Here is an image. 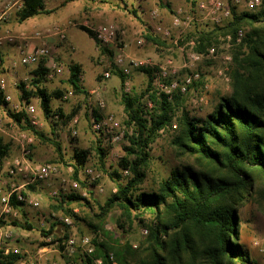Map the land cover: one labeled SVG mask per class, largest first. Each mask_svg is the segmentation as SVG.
Wrapping results in <instances>:
<instances>
[{"label":"trees","instance_id":"trees-1","mask_svg":"<svg viewBox=\"0 0 264 264\" xmlns=\"http://www.w3.org/2000/svg\"><path fill=\"white\" fill-rule=\"evenodd\" d=\"M70 1L63 0L57 7L48 8L46 0H23L18 11L19 20L24 22L37 15H50ZM163 5L170 7L171 3ZM133 13L138 16L136 10ZM80 27L94 37L102 51L111 53L92 28ZM248 27L250 31L244 40L247 51L234 54L231 94L220 97L205 119L182 111L178 134L172 140L181 162L159 182L156 189L146 191L142 188L150 168L149 146L161 129L171 125L174 104L179 106L182 103L181 94H174L173 100L165 94H161L160 99L151 94L156 107L150 119L143 116L145 104L124 94L126 112L136 125V134L130 138V146L126 147L127 156L119 164L121 169L128 171V176H123L118 170L113 172L117 191L104 204H99L100 212L93 216L80 218L73 212L72 202L81 199L74 194L70 196L67 207L58 200L52 206L73 218L84 220L93 230L101 228L107 214L116 206L122 209L123 219L130 225L143 215L154 216L148 226L147 237L140 245L120 244L115 232L105 231L107 240L95 253L104 258L103 264H113V261L116 264H257L240 243L238 212L240 206L248 201L256 202L264 211V4L255 11L234 13L225 25L189 33L185 39L195 37L199 42L195 49L203 50L213 44L214 37L235 34ZM146 37L154 43H167L149 33ZM140 69L149 74L148 93L152 87V74L150 69ZM81 74V64L73 62L68 82L76 92H83ZM118 74L124 83L126 75L122 70H118ZM45 79L46 69L40 65L32 80L35 89H27L24 82L20 87L26 99L30 96L41 99L44 114L50 118L53 115V95L43 85ZM56 96L61 97L62 92L58 91ZM6 103L4 92L0 90V106ZM57 111L63 116L61 108ZM8 112L23 129L33 132L40 141L52 144L57 158L66 162L64 146L55 126H52V136H48L31 123L24 110ZM2 149L0 143V152ZM95 151L101 169L107 171L103 138H98ZM86 154L87 151L76 153L77 160L80 163L85 161ZM78 171L76 168V178ZM85 201L90 203L87 199ZM18 223L25 230L34 227L27 220ZM55 224L41 229L43 236L54 232ZM120 227L125 226L120 224ZM67 236L65 234L64 237ZM19 258V254L4 255L0 251V264H15ZM75 258L82 264H93L90 256L80 251Z\"/></svg>","mask_w":264,"mask_h":264},{"label":"rangeland","instance_id":"rangeland-1","mask_svg":"<svg viewBox=\"0 0 264 264\" xmlns=\"http://www.w3.org/2000/svg\"><path fill=\"white\" fill-rule=\"evenodd\" d=\"M10 1L11 4L17 1L18 5L23 0H7V2ZM61 1L46 0L47 4L52 5H59ZM72 1L76 2L70 5L66 11L67 13L61 10L52 15L41 14L32 21L26 20L20 22L18 17L20 8L10 16L0 18V59L2 60H0V79L4 78L6 82L7 89L4 95L8 94L11 97L9 101L5 100L6 104L0 106V114L4 115V111H12V108H27L29 105H34L38 111V127L48 136H52V126L58 129L59 138L64 146L66 162H62L57 158L52 144L40 141L34 134L35 142L31 145L33 157L37 161L58 162L64 166L75 165L79 169L78 174L81 176L83 184L81 187L82 189L88 188L91 194V201L87 204L86 201L75 200L71 205L73 206L72 208L78 210L75 213L80 218H84L87 215L93 216L99 213V204H104L117 191V180L113 173L115 170L121 172L125 177L129 174H125V170L121 169L119 164L120 160L127 156L126 147L130 146V138L136 134V125L131 121L129 114L126 112L124 94L136 97L140 100L141 104H145L143 116L147 119H150L156 107L155 101L151 99L150 95L154 94L158 99L161 98V94H157L158 90L152 91L153 86L146 93L149 74L143 71V69H135L130 75L126 76L125 81H128V85H125L118 74V68L113 69L110 78H103L105 64L113 62L115 53L118 52L121 46L128 57L137 59L149 58L153 60L155 63L153 68L144 67L150 69L151 74L168 55H172L177 61L178 66H181L182 57L177 46L170 40H165L167 42L166 45H162L146 38L145 46L139 47L136 44V38L139 32L145 29L147 33L163 41L164 39L153 33L155 26L157 24L169 26L174 10L179 6L185 7L188 4V0H174L170 7L163 5L166 4L164 0ZM155 8L160 10L159 19L151 17L150 12ZM133 10L137 11L138 16L133 13ZM55 24H64L67 27V36L64 40L53 35L48 36L46 39L53 62L62 68L61 71H57V69L52 70V67L48 64L49 59H42L36 65L22 64L20 46L27 50L31 44L38 43V40L22 39V34L31 36L36 30H42L46 34H51L47 29ZM81 25L92 28L96 36L95 29L100 25H113L120 33L124 32V35H122L123 41L121 44H118L119 46L102 44L107 50L111 51L112 54H109L102 51V48L97 44L94 37L81 29ZM212 27L214 26H209L204 31ZM240 30L244 31V36L239 42L236 40L237 33H228L213 38L212 43L217 44L223 53H230L233 60L228 64L225 76L216 73V69L219 66H224L219 61L205 62L200 65L203 79L193 84L186 93L180 95L182 103L179 106H176V103L174 104L175 113L171 125L161 129L156 140L149 146L151 153L150 168L147 171V179L142 186L144 190L151 191L156 189L159 182L167 178L171 171L180 165L181 161L176 156L172 140L178 134V120L182 111H188L190 116L195 118L205 119L207 114L213 111L220 97L231 94V74L235 66L234 54L235 52L247 51L244 40L247 38L250 28ZM7 35H12L15 41H8ZM186 36L187 34L180 40L181 45H184L190 39H195L193 36L185 39ZM229 37H231V40ZM228 44L230 45L229 47ZM73 62H77L82 66L80 84L83 92H76L68 82L70 65ZM40 65L46 69V79L43 81V85L53 95L51 101L53 115L50 118H47L44 114L41 99L37 96H30L29 99H26L20 87V84L24 82L27 89H35L32 80L35 78V73ZM182 72L184 73L183 70ZM50 74H53L52 77H50ZM58 91L62 92L61 97L56 96ZM70 91H72L71 95H69ZM99 99L104 100L105 108H99ZM149 102L152 106H149ZM58 108L62 109L63 116L57 111ZM92 112L98 117H106L108 114H113L115 117L113 131L115 133L123 132L125 134L123 140L119 143H112L109 134L104 136L100 132H96L90 122ZM76 117H78L79 122L74 126L73 120ZM18 127L21 130L23 129L19 124ZM72 128H77V134H72ZM99 137L104 140L107 171L101 169L95 151ZM1 145L3 146L1 152L6 154L8 159L18 153L17 146L14 142L9 141V139H4ZM80 151H87L85 161L81 163L76 157V153ZM86 167L93 168L98 175L93 185L89 184L84 172ZM122 182H125V179H122ZM98 185L104 188L103 191L97 189ZM114 189L116 191H113ZM33 191L34 195L41 198V207L38 210L28 208L24 210V214L28 219L37 221L41 215H45L53 209L52 206L55 202L47 195L44 189H34ZM53 211L60 210L53 209ZM238 214L240 215V225L238 228L240 243L249 251L257 264H259V256L264 255V211L256 202L248 201L240 206ZM153 220L154 216L152 214H146L141 219H134L133 224L130 225L128 221L123 219L122 209L118 206L110 210L101 228H98V230L90 228L84 220L74 218L76 231L79 234L82 232L87 234L94 231H100L102 234L99 241L95 242L94 254L90 256L93 264H95L94 259L96 258H102L104 261L102 256H96L95 253L98 247L107 240L105 231L115 232L116 237L120 240V244L130 242L134 245H140L148 234V232L143 233V231L149 230L148 226ZM34 224L35 228L31 232L21 227L22 232L26 236L23 235L22 240L14 241L12 245L22 246L30 252H35L42 243L41 238L43 233L37 223ZM120 224H124L125 227H120ZM68 230V227L59 224L54 236L56 238L63 237L69 232ZM144 245L146 246V244ZM51 258L59 260L62 264H69L66 258L60 256H53ZM113 264H116V262L113 261Z\"/></svg>","mask_w":264,"mask_h":264},{"label":"built area","instance_id":"built-area-1","mask_svg":"<svg viewBox=\"0 0 264 264\" xmlns=\"http://www.w3.org/2000/svg\"><path fill=\"white\" fill-rule=\"evenodd\" d=\"M174 0H164L165 3H172ZM264 4V0H188V4L183 7L179 6L174 10L172 21L169 26L157 24L153 33L160 36L164 40H170L177 46L182 57V64L178 66L177 61L172 55H168L158 68L152 73V91L158 90L157 94L167 95L169 100H173L174 94L186 93L193 84L203 79L200 65L205 62H221L223 67H218L216 73L225 76L228 64L232 62L233 57L230 53H223L220 47L213 43L203 50H196L199 42L190 39L184 45L180 44V40L184 35L203 31L209 26L223 25L234 16V13L251 12L259 9ZM151 17L159 19L160 10L158 8L151 10ZM86 26V25H85ZM88 27V26H87ZM51 34H46L42 30H36L31 36L22 34V39L38 40V43L31 44L27 50L21 49V63L24 65H36L42 59H49L48 64L52 70L61 71V67L53 62L50 48L47 44V38L50 35L58 36L64 40L67 36V27L64 24H55L47 29ZM97 38L104 45H118L123 41L121 32L113 25H100L95 29ZM176 32V34H175ZM146 30L139 32L136 38V44L144 47L146 44ZM244 31L237 32L236 40L241 41ZM8 41L13 42L15 38L7 35ZM231 40V37H229ZM119 46V45H118ZM230 45L228 44V47ZM123 47H119L115 53L113 62L106 63L103 70V78L108 79L112 75L115 68L122 70L126 76L130 75L135 69L142 67L153 68L155 63L149 58L137 59L128 57L123 51ZM184 71V73L182 72ZM53 74H50L52 77ZM128 85V81L124 82ZM6 82L4 78L0 79V90L6 92ZM72 91L69 92V95ZM11 97L5 94V100L9 101ZM149 106L152 104L149 102ZM99 108H105L103 99H99ZM25 111L33 125L38 127V111L34 105L27 108H12V112L18 113ZM1 111V109H0ZM0 114V143L4 139L14 142L18 148V153L8 159L6 154L0 152V251L4 255L16 253L20 255L16 264H62L53 256L66 258L69 264H82L75 258L80 251L85 255L92 256L95 252L96 241L102 237L100 231H94L87 234H79L76 231L74 218L67 215L64 210L53 211V209L45 215H41L37 220L40 229H48L53 223L54 232L47 236H42L43 244H40L35 252H30L22 246L10 245L12 240H22L21 225L18 222L29 221L24 210L40 209L41 198L34 195V189H44L47 195L56 203L63 202V206H68L71 195L79 196L82 201L86 199L91 201V194L88 188L82 189L81 176L76 178V166H64L58 162L37 161L33 157L31 145L35 142L34 133L30 130H21L18 122L9 114L3 112ZM113 114L106 117H98L91 113L90 122L92 128L96 132H100L106 136L109 134L112 143H119L124 138L123 132H114ZM79 122L78 117L74 118L73 124L76 126ZM176 127V125H174ZM40 129V128H39ZM72 134H77V128H72ZM90 185L98 178L95 170L91 167L84 169ZM128 173L127 170L124 171ZM99 191H103V187L98 185ZM113 191H116L115 189ZM74 212H78L73 208ZM68 227L67 237L56 238L55 230L58 225ZM144 230L143 233H147ZM113 258V254H110ZM95 264H103L102 258L94 259Z\"/></svg>","mask_w":264,"mask_h":264},{"label":"crops","instance_id":"crops-1","mask_svg":"<svg viewBox=\"0 0 264 264\" xmlns=\"http://www.w3.org/2000/svg\"><path fill=\"white\" fill-rule=\"evenodd\" d=\"M63 1V0H62ZM61 1V2H62ZM7 0H0V18H3V17H5V16H10L13 12H15V11H17L18 9H20L21 8V6H22V4H23V1H21L18 5H17V1L16 2H14L13 4H11V1L10 2H7ZM74 2H76V1H71V2H68L63 8H60L59 10H57L56 12H60L61 10H64V12H66L68 9H69V7H70V5L72 4V3H74ZM46 4H47V2H46ZM61 4V3H60ZM59 4V5H60ZM58 5H52V4H47V7L48 8H54V7H57ZM56 12H54V13H52V14H55ZM67 13V12H66ZM51 14V15H52ZM65 14V13H64ZM37 16H40V15H37ZM37 16H35V17H32V18H30V19H28L27 21H32V20H34ZM25 44H27V43H25ZM29 222L30 223H32V224H34V223H37V221H32V220H29ZM35 225V224H34ZM34 228L35 227H33L31 230H28V232H31V231H33L34 230ZM23 231V230H22ZM20 232L21 234H22V238L21 239H23V235H25L26 236V234L25 233H23V232ZM27 231V230H26ZM12 244H14V240H12L11 242H10V245H12ZM260 258H258L259 260H258V263L259 264H264V255H260L259 256Z\"/></svg>","mask_w":264,"mask_h":264}]
</instances>
